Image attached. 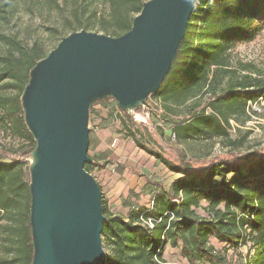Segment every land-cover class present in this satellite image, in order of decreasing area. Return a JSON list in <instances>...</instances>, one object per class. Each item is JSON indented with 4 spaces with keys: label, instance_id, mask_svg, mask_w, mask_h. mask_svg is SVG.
I'll return each instance as SVG.
<instances>
[{
    "label": "trees",
    "instance_id": "1",
    "mask_svg": "<svg viewBox=\"0 0 264 264\" xmlns=\"http://www.w3.org/2000/svg\"><path fill=\"white\" fill-rule=\"evenodd\" d=\"M50 1L56 6L58 0ZM94 1L73 0L72 17L77 20L71 33L93 30L80 21L79 13ZM104 1L107 15L94 29L111 37L129 31L143 4L142 0ZM12 3L0 7L1 19ZM263 28L264 0H199L170 71L150 96L172 117L166 122L177 143L221 139L236 144L230 139L231 122L243 126L249 119L247 104L264 100V78L251 65L232 66L229 53L235 45L253 41ZM0 43L10 50L0 56V89L15 91L0 93V125L7 126L24 146L0 149V157L10 156L9 161H0V231L10 256L0 259V264H30L29 174L24 166L35 143L24 123L20 96L30 70L45 53L35 44L23 45L1 32ZM179 107L184 108L180 118L175 110ZM147 152L182 177L174 179L168 191L155 195L151 209L138 214L136 222L107 214L102 199L104 264H164L163 247L167 241L175 246L176 240L181 241L182 256L189 264H227L208 244L212 238L235 251L249 245L252 254L245 264H264V149L246 155L228 150L206 161H171ZM91 166L93 160L84 169L88 172ZM201 200L208 203V218L198 217L193 210ZM148 218L154 222L152 228L142 224Z\"/></svg>",
    "mask_w": 264,
    "mask_h": 264
},
{
    "label": "water",
    "instance_id": "2",
    "mask_svg": "<svg viewBox=\"0 0 264 264\" xmlns=\"http://www.w3.org/2000/svg\"><path fill=\"white\" fill-rule=\"evenodd\" d=\"M199 0L143 2L118 37L80 30L36 62L20 96L30 154V264H104L105 217L96 180L84 169L92 104L114 98L122 113L161 86Z\"/></svg>",
    "mask_w": 264,
    "mask_h": 264
},
{
    "label": "rangeland",
    "instance_id": "3",
    "mask_svg": "<svg viewBox=\"0 0 264 264\" xmlns=\"http://www.w3.org/2000/svg\"><path fill=\"white\" fill-rule=\"evenodd\" d=\"M9 1L0 0V7ZM11 1L12 6L5 7L4 19L0 18V32L23 45L35 44L45 56L76 26L77 19L72 17L73 0H58L56 6L50 0ZM107 11L104 0H95L86 12L79 13L80 21L93 28L83 30L103 34L94 28L101 24V18L106 17ZM9 52L8 46L0 43V56ZM229 54L232 66L251 65L260 78H264V28L253 41L235 45ZM3 92L15 94L13 90L5 92L0 89V93ZM98 101L92 104L88 114L87 155L94 161L88 173L100 186L107 214L121 217L125 221L136 222L138 214L151 209L155 195L168 191L174 179L182 177L168 171L147 150L160 153L171 161H206L222 157L228 150L246 155L264 149L262 99L258 103L247 104L249 119L243 126L231 122L233 128L230 130V139L236 142L232 146L221 139L177 143L172 136L171 124L166 122L172 117L164 114L157 98L148 97L143 107L120 114L117 113L118 106L114 98ZM175 110L180 118L184 108ZM159 129L162 130V136L159 135ZM23 147V142L12 135L7 126L0 125V149L16 150ZM9 159L10 156L6 154L0 157V161L4 162ZM29 162L30 157L24 170L28 171ZM193 210L198 217L210 216L206 201L201 200ZM5 240V234L0 231V259L10 258L6 253ZM102 244L106 246L104 242ZM208 244L224 257L227 264H245L247 255L252 254L249 245L235 251L213 238L209 239ZM181 252L180 240H176L175 246L167 241L162 251L164 264H189ZM197 263L207 264L203 261Z\"/></svg>",
    "mask_w": 264,
    "mask_h": 264
},
{
    "label": "built area",
    "instance_id": "4",
    "mask_svg": "<svg viewBox=\"0 0 264 264\" xmlns=\"http://www.w3.org/2000/svg\"><path fill=\"white\" fill-rule=\"evenodd\" d=\"M143 106H144V104H143L141 107H143ZM131 112H132V111H131ZM117 113L120 114V113H122V112L118 109V110H117ZM142 222H143V223H142L143 226H146V227H149V228H152V227H153V223H154V222L152 221V219H149V218H148L147 220H145V221L143 220Z\"/></svg>",
    "mask_w": 264,
    "mask_h": 264
},
{
    "label": "crops",
    "instance_id": "5",
    "mask_svg": "<svg viewBox=\"0 0 264 264\" xmlns=\"http://www.w3.org/2000/svg\"><path fill=\"white\" fill-rule=\"evenodd\" d=\"M119 109V108H118Z\"/></svg>",
    "mask_w": 264,
    "mask_h": 264
}]
</instances>
